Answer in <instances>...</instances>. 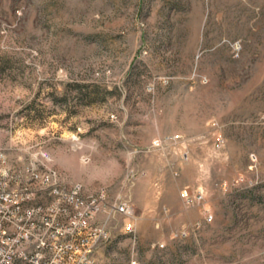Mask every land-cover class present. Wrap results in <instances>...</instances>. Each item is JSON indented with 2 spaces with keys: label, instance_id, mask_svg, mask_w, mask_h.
<instances>
[{
  "label": "rangeland",
  "instance_id": "1",
  "mask_svg": "<svg viewBox=\"0 0 264 264\" xmlns=\"http://www.w3.org/2000/svg\"><path fill=\"white\" fill-rule=\"evenodd\" d=\"M31 169L100 203L93 264H264V0H0V193Z\"/></svg>",
  "mask_w": 264,
  "mask_h": 264
},
{
  "label": "built area",
  "instance_id": "2",
  "mask_svg": "<svg viewBox=\"0 0 264 264\" xmlns=\"http://www.w3.org/2000/svg\"><path fill=\"white\" fill-rule=\"evenodd\" d=\"M31 175L21 192L0 193V264H93L88 246L91 221L103 210L100 203L49 184L35 169ZM181 195L190 201L188 190ZM112 210L128 213L130 207L123 203Z\"/></svg>",
  "mask_w": 264,
  "mask_h": 264
}]
</instances>
